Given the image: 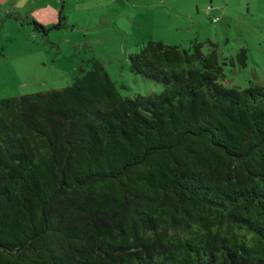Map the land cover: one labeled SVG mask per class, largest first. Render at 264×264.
Here are the masks:
<instances>
[{"label": "trees", "instance_id": "obj_1", "mask_svg": "<svg viewBox=\"0 0 264 264\" xmlns=\"http://www.w3.org/2000/svg\"><path fill=\"white\" fill-rule=\"evenodd\" d=\"M128 59L162 89L123 96L93 56L0 98V264H264V86L229 84L211 39Z\"/></svg>", "mask_w": 264, "mask_h": 264}, {"label": "rangeland", "instance_id": "obj_2", "mask_svg": "<svg viewBox=\"0 0 264 264\" xmlns=\"http://www.w3.org/2000/svg\"><path fill=\"white\" fill-rule=\"evenodd\" d=\"M61 6L59 28L42 32L22 20L53 23ZM192 39H211L234 60L245 47L246 64L228 63L225 80L264 86V0H0V98L68 85L93 56L121 95L159 92L160 82L129 70L128 54L147 40Z\"/></svg>", "mask_w": 264, "mask_h": 264}, {"label": "crops", "instance_id": "obj_3", "mask_svg": "<svg viewBox=\"0 0 264 264\" xmlns=\"http://www.w3.org/2000/svg\"><path fill=\"white\" fill-rule=\"evenodd\" d=\"M42 23H44V22H42Z\"/></svg>", "mask_w": 264, "mask_h": 264}]
</instances>
